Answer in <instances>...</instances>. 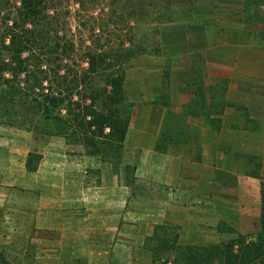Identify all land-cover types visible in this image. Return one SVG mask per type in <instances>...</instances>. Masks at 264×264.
Returning a JSON list of instances; mask_svg holds the SVG:
<instances>
[{"label": "crops", "instance_id": "obj_1", "mask_svg": "<svg viewBox=\"0 0 264 264\" xmlns=\"http://www.w3.org/2000/svg\"><path fill=\"white\" fill-rule=\"evenodd\" d=\"M160 43L159 53L134 58L126 71L135 108L125 137L135 171L123 185L126 214L112 164L107 174L97 153L57 135L49 117L0 108V242L59 231L103 235L110 225L117 235L127 227L134 240L176 226L178 245L193 251L227 235L264 246V44L178 22L164 25ZM159 137L166 147L157 149Z\"/></svg>", "mask_w": 264, "mask_h": 264}, {"label": "rangeland", "instance_id": "obj_2", "mask_svg": "<svg viewBox=\"0 0 264 264\" xmlns=\"http://www.w3.org/2000/svg\"><path fill=\"white\" fill-rule=\"evenodd\" d=\"M174 22L240 31L243 41L264 44V0H0V108L40 122L49 117L57 135L97 153L107 174L112 164L121 181L122 214L129 209L123 185L135 178L134 155L125 144L124 127L135 110L126 71L134 58L161 51L163 27ZM167 142L159 137L157 149ZM126 228L120 235L110 225L103 235H9L0 242V264H264V246L246 244L245 236L227 235L226 242L217 236L216 244L193 251L178 245L176 226L171 234L135 240ZM220 229L229 231L225 224ZM133 241L144 242L142 249L131 248Z\"/></svg>", "mask_w": 264, "mask_h": 264}, {"label": "trees", "instance_id": "obj_3", "mask_svg": "<svg viewBox=\"0 0 264 264\" xmlns=\"http://www.w3.org/2000/svg\"><path fill=\"white\" fill-rule=\"evenodd\" d=\"M33 13L36 15L37 13H39V11H37L36 9L33 10ZM21 53V52H20ZM5 68H4V65L3 63L1 62L0 60V72L3 71ZM125 130H127V124H125V127H124ZM123 129V130H124ZM56 134H57V130H56ZM124 136V135H123ZM123 136L121 138H123Z\"/></svg>", "mask_w": 264, "mask_h": 264}]
</instances>
